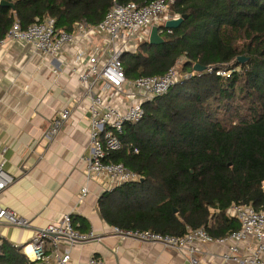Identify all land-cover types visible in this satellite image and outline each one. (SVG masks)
<instances>
[{
  "label": "trees",
  "instance_id": "trees-1",
  "mask_svg": "<svg viewBox=\"0 0 264 264\" xmlns=\"http://www.w3.org/2000/svg\"><path fill=\"white\" fill-rule=\"evenodd\" d=\"M6 1L15 8L0 4V40L16 21L26 28L50 16L72 32L81 22L99 24L115 3L154 0ZM171 10L187 18L162 32L163 43L146 40L125 52L123 68L136 79L183 60L189 75L145 102L141 122L125 126L122 148L109 159L140 180L105 193L101 213L122 229L183 235L204 227L225 236L240 228L226 214L232 204L264 209V0H175ZM195 64L206 70L194 71ZM221 69L230 76L218 75ZM0 264L37 263L5 241Z\"/></svg>",
  "mask_w": 264,
  "mask_h": 264
},
{
  "label": "crops",
  "instance_id": "crops-1",
  "mask_svg": "<svg viewBox=\"0 0 264 264\" xmlns=\"http://www.w3.org/2000/svg\"><path fill=\"white\" fill-rule=\"evenodd\" d=\"M166 17L158 26L160 30L166 29L167 21L180 16L170 8ZM151 29L144 31L145 37L137 47L142 41H149ZM108 39V35L94 31L64 45L55 58L45 60L34 56L24 41L9 39L0 46V162L14 177V182L0 193V204L30 222L24 228L1 222L0 241L19 246L29 258L30 247L26 251L22 248L30 243L35 232L71 214L78 230L94 232L101 238L73 246V264H87L93 255L103 258L105 264H191L185 253L160 243L116 235L117 226L101 213V199L117 187L108 190L102 183L87 182L85 170L91 156L87 112L90 98L69 69L86 67L87 58L76 63L75 55L89 54L91 46H104ZM100 56L104 61L108 54ZM124 98L112 100L122 104ZM64 108L71 110L70 119L54 139L46 138L52 121ZM86 184L89 191L81 199ZM110 202L108 198L102 205L109 206ZM228 246L199 244L200 264H253L226 261L222 255ZM241 253L249 256L243 246Z\"/></svg>",
  "mask_w": 264,
  "mask_h": 264
},
{
  "label": "built area",
  "instance_id": "built-area-1",
  "mask_svg": "<svg viewBox=\"0 0 264 264\" xmlns=\"http://www.w3.org/2000/svg\"><path fill=\"white\" fill-rule=\"evenodd\" d=\"M174 2L175 0H154L144 5L133 1L115 3L99 24L92 26L81 22L75 25L72 32L57 29L55 19L50 16L36 18L26 28L16 21L0 40V46L5 45L9 39L24 41L29 44L34 56L45 60L55 58L64 45L73 44L94 31L109 36L104 46L94 44L91 46V53L78 52L75 55L76 63L87 58L86 67L69 69L78 77L80 85L90 98L87 112L91 156L87 160L85 170L88 183L99 182L108 190H113L126 183L140 180L139 174L123 163L111 161L109 155L122 148L121 135L125 126L138 124L143 120L144 103L166 94L183 76L177 67H172L161 75L128 79L123 68L122 56L127 51L137 49L138 42L145 37V30L159 26L168 19L166 16ZM163 31L164 29L160 30L161 33ZM103 53H107L108 57L101 61L100 55ZM217 74L230 76V72L224 69L218 70ZM122 96L125 97V102L122 104L113 102V97L118 99ZM71 114L70 109H62L52 121L45 137L54 139L68 122ZM13 182L14 177L4 169L3 162H0V193ZM88 191L89 187L86 184L82 188L81 199ZM226 214L236 219L240 228L220 237L210 235L204 227L190 229L183 235L119 227H114V233L121 237L160 243L167 248L185 253L191 264H200L197 255L198 245L208 243L229 245L228 250L222 255L226 261L264 264V209L257 210L251 204H232ZM1 222L21 228L30 225L26 217L0 204ZM99 239L101 238L94 232L78 230L72 215L65 214L59 223H51L38 229L30 243L24 245L22 250L26 251L30 247L31 254L27 253L28 259L37 264H73V246ZM1 245L0 241V247ZM241 246L249 252V256L241 253ZM87 264H105V260L93 255Z\"/></svg>",
  "mask_w": 264,
  "mask_h": 264
},
{
  "label": "water",
  "instance_id": "water-1",
  "mask_svg": "<svg viewBox=\"0 0 264 264\" xmlns=\"http://www.w3.org/2000/svg\"><path fill=\"white\" fill-rule=\"evenodd\" d=\"M0 4L2 6L15 8L14 3L8 2L6 0H2L0 2ZM185 18H187V15L180 16V17H178L176 19H171V20L167 21V23L165 25V28L166 29L178 28V27H180L182 22L185 20ZM164 41H165V39L161 35L160 28L158 26H153L152 29H151V32H150L149 42L151 44L158 45L160 43H163ZM238 59H239V61L244 62L246 58L243 57V56H240ZM205 70H206L205 66H202L200 64H195L194 65V71H196V72H202V71H205Z\"/></svg>",
  "mask_w": 264,
  "mask_h": 264
},
{
  "label": "rangeland",
  "instance_id": "rangeland-1",
  "mask_svg": "<svg viewBox=\"0 0 264 264\" xmlns=\"http://www.w3.org/2000/svg\"><path fill=\"white\" fill-rule=\"evenodd\" d=\"M175 67H177L179 69V71L181 72V74L184 78H186V76L189 75V73H187L186 71L183 70V60H179L178 64Z\"/></svg>",
  "mask_w": 264,
  "mask_h": 264
}]
</instances>
